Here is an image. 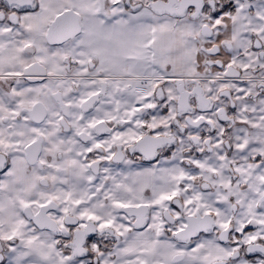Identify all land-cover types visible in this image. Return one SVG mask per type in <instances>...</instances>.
Masks as SVG:
<instances>
[{"label":"snow or ice","instance_id":"obj_1","mask_svg":"<svg viewBox=\"0 0 264 264\" xmlns=\"http://www.w3.org/2000/svg\"><path fill=\"white\" fill-rule=\"evenodd\" d=\"M0 264H264V0H0Z\"/></svg>","mask_w":264,"mask_h":264}]
</instances>
